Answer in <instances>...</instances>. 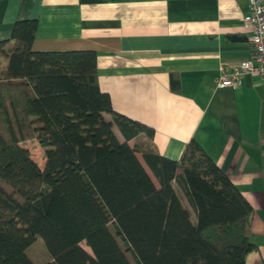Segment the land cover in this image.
I'll use <instances>...</instances> for the list:
<instances>
[{"label":"trees","instance_id":"1","mask_svg":"<svg viewBox=\"0 0 264 264\" xmlns=\"http://www.w3.org/2000/svg\"><path fill=\"white\" fill-rule=\"evenodd\" d=\"M36 31L0 41V264H35L39 238L49 264H245L253 210L214 161L193 141L160 156L100 91L96 54L34 52Z\"/></svg>","mask_w":264,"mask_h":264},{"label":"crops","instance_id":"2","mask_svg":"<svg viewBox=\"0 0 264 264\" xmlns=\"http://www.w3.org/2000/svg\"><path fill=\"white\" fill-rule=\"evenodd\" d=\"M248 14L244 0H0V41L36 20L34 52H94L100 91L154 130L160 156L178 161L195 142L249 203L245 264H264V84L217 85L254 60Z\"/></svg>","mask_w":264,"mask_h":264},{"label":"built area","instance_id":"3","mask_svg":"<svg viewBox=\"0 0 264 264\" xmlns=\"http://www.w3.org/2000/svg\"><path fill=\"white\" fill-rule=\"evenodd\" d=\"M244 1L248 4L249 14L243 18V24L251 32L249 40L254 60L222 75L217 83L222 88L238 89L245 75L256 76L264 84V0Z\"/></svg>","mask_w":264,"mask_h":264},{"label":"rangeland","instance_id":"4","mask_svg":"<svg viewBox=\"0 0 264 264\" xmlns=\"http://www.w3.org/2000/svg\"><path fill=\"white\" fill-rule=\"evenodd\" d=\"M133 144V143H132ZM27 148L30 150L33 160L36 161L40 168H43L44 160H43V151L38 147V145L35 142L28 143ZM138 158L141 159L140 154H138ZM182 202L186 207H189L185 198L181 196ZM110 231L114 234L112 227H109ZM120 248L122 251H125V246L123 242L116 238ZM82 247L89 251L88 248L85 247L84 244H82ZM28 256L35 264H49L51 262V258L48 255L43 241L39 238L35 241V243L28 249L27 251ZM131 264H135L132 258L129 254H126Z\"/></svg>","mask_w":264,"mask_h":264}]
</instances>
